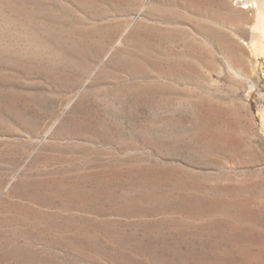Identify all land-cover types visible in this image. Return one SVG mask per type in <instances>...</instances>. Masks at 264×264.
I'll return each instance as SVG.
<instances>
[{
    "label": "rangeland",
    "instance_id": "obj_1",
    "mask_svg": "<svg viewBox=\"0 0 264 264\" xmlns=\"http://www.w3.org/2000/svg\"><path fill=\"white\" fill-rule=\"evenodd\" d=\"M0 264H264V0H0Z\"/></svg>",
    "mask_w": 264,
    "mask_h": 264
},
{
    "label": "bare ground",
    "instance_id": "obj_2",
    "mask_svg": "<svg viewBox=\"0 0 264 264\" xmlns=\"http://www.w3.org/2000/svg\"><path fill=\"white\" fill-rule=\"evenodd\" d=\"M239 2H245V0H238ZM254 6H258V4L256 3ZM246 46H247V51H248V53H249V55L251 54H253V50H252V45H249L248 43H246ZM242 62V61H241ZM247 76V75H246Z\"/></svg>",
    "mask_w": 264,
    "mask_h": 264
}]
</instances>
